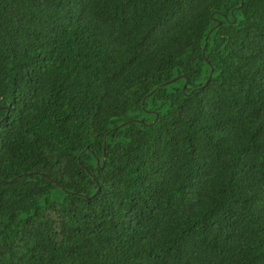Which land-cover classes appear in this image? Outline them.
<instances>
[{
	"label": "trees",
	"instance_id": "16d2710c",
	"mask_svg": "<svg viewBox=\"0 0 264 264\" xmlns=\"http://www.w3.org/2000/svg\"><path fill=\"white\" fill-rule=\"evenodd\" d=\"M239 5L0 0V264H264V0Z\"/></svg>",
	"mask_w": 264,
	"mask_h": 264
},
{
	"label": "water",
	"instance_id": "95a60500",
	"mask_svg": "<svg viewBox=\"0 0 264 264\" xmlns=\"http://www.w3.org/2000/svg\"><path fill=\"white\" fill-rule=\"evenodd\" d=\"M243 1H244V0H240V5H239V7H238L236 10H240V9H241V7H242V5H243ZM232 15H233V11H231V16H232ZM212 16H213V15H212ZM212 16H211V17H212ZM223 19H224V21H225L226 23H228V20H227L226 17L223 16ZM213 22H215L216 25H215V26H214V27L208 32V35L206 36V38H208L209 35H210L213 31L218 30V28L220 27V21H219V20L214 19ZM206 46H207V44L205 43L204 46H203V49H202V55H203V56H204V52H205ZM211 73H212V69L210 70L209 78L211 77ZM177 79H178V78L173 79V80L170 81V82H167V83H164V84L159 85V86L156 87V88H155L150 94H148L147 98H148V97H151L154 93H156V92H157L158 90H160L161 88H163V87L169 85L170 83L175 82ZM206 85H207V84L205 83V84L203 85V87H205ZM183 92H184V87H183ZM144 100H145V99H144ZM144 100H143V101H144ZM142 105H143V102H142ZM156 119H157V116H156V118H155V120L153 121L152 124H154V122L156 121ZM129 123H131V122H127V123H125V124H122L121 126L117 127L116 129H113L112 131L118 130V129H120V128L126 126V125H128ZM112 131H111V132H112ZM106 139H107V137L105 136L104 139H103V157H102V161H101V162H102V163H101V168H103V167H104V164H105V147H106ZM97 164H98V162H97Z\"/></svg>",
	"mask_w": 264,
	"mask_h": 264
},
{
	"label": "clouds",
	"instance_id": "9594fccd",
	"mask_svg": "<svg viewBox=\"0 0 264 264\" xmlns=\"http://www.w3.org/2000/svg\"><path fill=\"white\" fill-rule=\"evenodd\" d=\"M217 20V19H216Z\"/></svg>",
	"mask_w": 264,
	"mask_h": 264
}]
</instances>
